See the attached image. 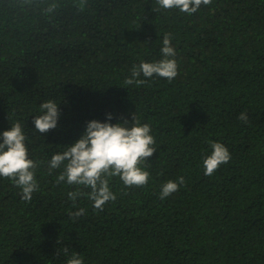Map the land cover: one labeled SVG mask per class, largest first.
Here are the masks:
<instances>
[{
	"label": "trees",
	"instance_id": "16d2710c",
	"mask_svg": "<svg viewBox=\"0 0 264 264\" xmlns=\"http://www.w3.org/2000/svg\"><path fill=\"white\" fill-rule=\"evenodd\" d=\"M165 33L177 76L125 84L133 65L162 58ZM49 99L60 117L41 134L33 119ZM109 113L151 126L148 183L112 177L116 199L103 210L87 195L73 207L68 192L90 188L57 183L63 165L50 172L48 162ZM16 121L40 162L39 190L24 201L0 177V264H66L72 252L83 264H264V0H212L193 14L156 0H0V142ZM209 141L231 158L205 175Z\"/></svg>",
	"mask_w": 264,
	"mask_h": 264
},
{
	"label": "clouds",
	"instance_id": "9594fccd",
	"mask_svg": "<svg viewBox=\"0 0 264 264\" xmlns=\"http://www.w3.org/2000/svg\"><path fill=\"white\" fill-rule=\"evenodd\" d=\"M25 3H34L35 0H24ZM162 9H178L182 13L193 14L200 6L209 5L212 0H156ZM55 2L43 9L46 13H53L57 8ZM172 36L165 33L160 49L162 58L154 61H140L131 68V76L126 78L125 84L142 85L145 79L141 75L151 78L156 75L168 81L173 80L178 74V63L175 59L176 50L171 45ZM59 104L49 99L40 104V114L35 115L33 123L35 130L41 134L57 127L60 117ZM9 119V117H8ZM112 115L108 114L107 121L90 120L86 123L81 137L72 145H65L63 152H56L48 162L49 171L63 170L57 176L56 182H66L68 185L84 186L90 188V192L83 193L79 190L68 192V198L76 207L77 197L87 195L93 202V207L103 210L104 205L114 201L116 195L110 190L109 180L118 176L126 187L145 186L148 183L150 173L141 165L145 164L149 157L156 151L155 140L151 135V126L141 123L140 119L132 114V120H124L115 124L110 123ZM241 121L247 122L248 116L241 112L238 116ZM0 142V177L10 179L21 189V198L31 201L32 194L39 190L35 178V170L40 162H35L28 155L26 146L27 137L23 126L19 121L11 124L9 130L2 133ZM211 154L204 160L205 175H212L221 164L227 163L231 156L228 148L221 142L209 141ZM185 183L184 177L178 181L168 180L162 185L161 199L176 192ZM84 208L76 212H69V216L75 218L85 213ZM58 243H61L58 240ZM68 253L67 246L63 249ZM66 264H83V258L77 252H72Z\"/></svg>",
	"mask_w": 264,
	"mask_h": 264
}]
</instances>
